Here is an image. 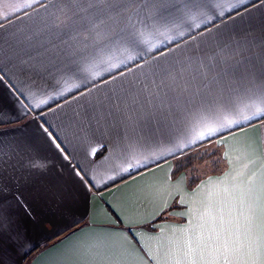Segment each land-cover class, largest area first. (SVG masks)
<instances>
[{"label": "crops", "instance_id": "1", "mask_svg": "<svg viewBox=\"0 0 264 264\" xmlns=\"http://www.w3.org/2000/svg\"><path fill=\"white\" fill-rule=\"evenodd\" d=\"M158 2L0 0V264L264 261V120L192 143L264 111V0Z\"/></svg>", "mask_w": 264, "mask_h": 264}, {"label": "snow or ice", "instance_id": "2", "mask_svg": "<svg viewBox=\"0 0 264 264\" xmlns=\"http://www.w3.org/2000/svg\"><path fill=\"white\" fill-rule=\"evenodd\" d=\"M42 0H37V3H41ZM31 5H27L26 7H30ZM158 7H163L164 3L163 0H159ZM143 33L136 32L127 37V42L130 46L135 47L140 43V39L142 38ZM141 59H143L141 57ZM3 77L0 76V80H2ZM46 101H40V104H45ZM213 111L220 112V113H226L229 111L228 105L224 100H217V101H208L207 105H205V109L207 110L208 106H212ZM83 119H88V113H84ZM261 120H264V111H261L260 109H257L254 111L251 115H244L243 113L239 114L238 119H228L224 118L223 122L219 123L218 126L213 127L211 125H206L204 131H200L198 135L196 136L195 140L192 141V143H199L200 141H207L208 143H211L212 138L215 137L218 141V143L223 144L224 141L220 140L219 133L236 129L239 131V127L242 126L245 122H257L259 123ZM44 132L47 133L49 139L52 141V143L55 145L57 150L63 151L61 148L60 143H57L59 137L54 135L52 132L48 130V128H44ZM188 145H185L187 147ZM182 154V148L178 149ZM91 154H95V149H93ZM168 155L175 156V152L169 151ZM67 159V156L65 157ZM138 166V165H137ZM130 168L132 165L129 166ZM75 174L80 177L81 181L83 182L85 180V177L87 176V173L83 172V169L77 166L75 169ZM228 176L229 174H225ZM86 187H95V184H86ZM262 193H264V187H262ZM162 211H164L162 209ZM262 211H264V208H262ZM146 223L151 226V221H146ZM133 238H135V233H133ZM247 243H245L243 240L240 239H234L230 244L226 241L222 247L218 249V251L222 254V260L217 259L213 260L211 262H203V264H256V261L252 259L255 249L253 247V234L251 231H249L245 237ZM137 243H139L137 239ZM261 249L264 251V235L261 237ZM235 256H243V259H233L232 257ZM261 264H264V261H261Z\"/></svg>", "mask_w": 264, "mask_h": 264}, {"label": "rangeland", "instance_id": "3", "mask_svg": "<svg viewBox=\"0 0 264 264\" xmlns=\"http://www.w3.org/2000/svg\"><path fill=\"white\" fill-rule=\"evenodd\" d=\"M198 163H196L195 165H197Z\"/></svg>", "mask_w": 264, "mask_h": 264}, {"label": "trees", "instance_id": "4", "mask_svg": "<svg viewBox=\"0 0 264 264\" xmlns=\"http://www.w3.org/2000/svg\"><path fill=\"white\" fill-rule=\"evenodd\" d=\"M191 169H193V168H191Z\"/></svg>", "mask_w": 264, "mask_h": 264}]
</instances>
